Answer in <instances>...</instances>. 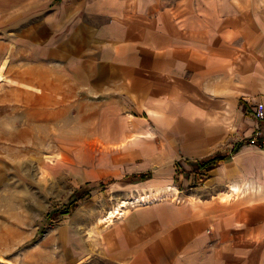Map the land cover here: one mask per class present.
I'll return each instance as SVG.
<instances>
[{"label": "crops", "instance_id": "0c3cea01", "mask_svg": "<svg viewBox=\"0 0 264 264\" xmlns=\"http://www.w3.org/2000/svg\"><path fill=\"white\" fill-rule=\"evenodd\" d=\"M73 96L97 134L84 181L110 174L115 199L65 223L44 264H264V145L247 143L264 131L249 115L264 110V0H0V147L25 148L41 112L53 130Z\"/></svg>", "mask_w": 264, "mask_h": 264}, {"label": "rangeland", "instance_id": "374dc122", "mask_svg": "<svg viewBox=\"0 0 264 264\" xmlns=\"http://www.w3.org/2000/svg\"><path fill=\"white\" fill-rule=\"evenodd\" d=\"M71 101V117L62 106L56 105V122L50 132L47 131L48 118L42 116L41 112L39 125H28L25 148L0 147V258L4 264H11L10 261L13 264L16 261L18 264H31L33 259L38 258L40 264H44L49 252L57 257L62 256L59 241L64 237L65 223L71 224L73 220L79 223L80 212L93 214L102 201L110 204L115 199L113 193L102 190V186L109 183L108 174L101 180L97 179V182H90L93 186L91 196L80 201L74 211L68 215L56 213L67 204L72 191L85 183V176H95V166L87 163L96 159V150L89 148L95 144V124L88 121L85 125V122H81L74 96ZM41 102L47 105V101ZM29 115L27 120L35 119V116L32 118ZM105 119L108 120L107 117ZM104 127L103 139L108 140L113 134L107 132V126ZM8 135L0 133V140ZM106 151L103 157H108ZM180 182V187L189 188L184 180ZM165 188L168 191L166 194L170 195L172 187ZM162 196L152 195L148 199L138 196L140 200L133 197L132 200H136L134 204H142ZM107 209L101 211L98 217L104 219L111 211ZM79 231L76 229V233Z\"/></svg>", "mask_w": 264, "mask_h": 264}, {"label": "trees", "instance_id": "16d2710c", "mask_svg": "<svg viewBox=\"0 0 264 264\" xmlns=\"http://www.w3.org/2000/svg\"><path fill=\"white\" fill-rule=\"evenodd\" d=\"M236 149L237 148H234L232 150V152H235ZM225 159H227L226 155H221V156L215 155V156L209 157V158H207L201 162V166L199 169L204 170V171H208L215 164H217L219 161L225 160ZM148 177H149V175L143 174V175L139 176V180H145ZM92 189H93V186H91L90 184H86V183L79 186L78 188H75L72 191L67 204H65L61 210H57L56 213H58L60 215L70 214L72 211L75 210V208L78 206L80 201H82L86 198H89L91 196Z\"/></svg>", "mask_w": 264, "mask_h": 264}, {"label": "built area", "instance_id": "2783aa9c", "mask_svg": "<svg viewBox=\"0 0 264 264\" xmlns=\"http://www.w3.org/2000/svg\"><path fill=\"white\" fill-rule=\"evenodd\" d=\"M249 115L257 120V121H263L264 120V110L262 108H257L253 111L249 112ZM248 144L250 145H257L262 146L264 145V131L260 127H256L253 131L252 135L248 139Z\"/></svg>", "mask_w": 264, "mask_h": 264}, {"label": "bare ground", "instance_id": "6f19581e", "mask_svg": "<svg viewBox=\"0 0 264 264\" xmlns=\"http://www.w3.org/2000/svg\"><path fill=\"white\" fill-rule=\"evenodd\" d=\"M235 190V189H234ZM129 203V202H128ZM127 202L122 203V204H128ZM116 214H118V210L115 211H111L109 212V214L105 217V220L109 219V218H113L114 216H116Z\"/></svg>", "mask_w": 264, "mask_h": 264}]
</instances>
